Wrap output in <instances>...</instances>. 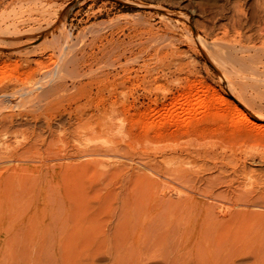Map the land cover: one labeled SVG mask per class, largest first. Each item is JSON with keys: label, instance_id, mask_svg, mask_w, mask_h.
I'll return each mask as SVG.
<instances>
[{"label": "rangeland", "instance_id": "374dc122", "mask_svg": "<svg viewBox=\"0 0 264 264\" xmlns=\"http://www.w3.org/2000/svg\"><path fill=\"white\" fill-rule=\"evenodd\" d=\"M263 10L0 0V29L12 26L0 30V194L47 210L4 235L0 264H264V133L252 126L264 115ZM196 146L212 150L188 154ZM236 174L261 192L251 210L207 208ZM165 178L179 188L167 198L139 183Z\"/></svg>", "mask_w": 264, "mask_h": 264}, {"label": "bare ground", "instance_id": "6f19581e", "mask_svg": "<svg viewBox=\"0 0 264 264\" xmlns=\"http://www.w3.org/2000/svg\"><path fill=\"white\" fill-rule=\"evenodd\" d=\"M264 11V10H263ZM258 14V13H257ZM264 14V12H263ZM259 15V14H258ZM7 25V24H6ZM10 25V24H9ZM7 27H12V26H8ZM7 27L5 28V30L7 29ZM16 28V26H13ZM1 30V29H0ZM3 31H5L4 29H2ZM1 30V31H2ZM8 30V29H7ZM6 30V31H7ZM12 30V29H11ZM11 30L9 32H11ZM17 30V29H14V31ZM264 30V29H263ZM2 31V33H3ZM13 31V30H12ZM8 32V34H9ZM16 32V31H15ZM7 33V32H6ZM5 33V34H6ZM14 33V32H13ZM261 33H263L261 31ZM4 34V33H3ZM256 70V69H255ZM255 73V72H254ZM256 74H257V70H256ZM255 74V75H256ZM264 76V74H263ZM259 77V76H258ZM241 94V92H240ZM243 96V95H242ZM240 96V97H242ZM214 97V96H212ZM239 97V96H238ZM243 98H245L243 96ZM242 98V99H243ZM225 101L223 102H220V106H223L225 105ZM238 110V113H239V118L240 119H243V120H250L251 121V113L246 111L245 109H242V108H237ZM117 112V110L115 109H110L107 113H106V118H105V122L107 123H112L114 117H115V113ZM254 130H256V133H259V134H263L264 133V115H260V116H257V118L254 120L253 124H252ZM264 135V134H263ZM205 147V146H204ZM212 150V149H211ZM209 148L205 147V148H202L201 146H196L194 147V149H189L187 152L188 154L192 155V154H196V155H201V156H207L210 151H211ZM165 158V157H164ZM264 158V157H263ZM166 159V158H165ZM169 161V160H168ZM173 172L175 173V176L178 175V176H181L182 178H184L185 181L187 182H194L193 181V176H192V173L189 172L188 170H184L182 168H175L173 170ZM241 174V173H240ZM202 176V175H201ZM204 176V175H203ZM202 176V178H203ZM228 176V175H227ZM205 177V176H204ZM233 177V176H232ZM197 178V176H196ZM199 178V176H198ZM201 178V177H200ZM201 178V179H202ZM229 177V180H228V188H227V193H226V196H225V193L224 191L226 192V190L224 189L223 191V194L221 195H218L220 196V199H221V196L222 198H224L223 200L221 199V201H216V200H211V198L214 196L213 195V191L214 190H210L209 191V197H210V200L211 202H209V205H207L208 203H206L207 205V208L208 206L209 207H213V208H220L221 211H228L230 212L231 214H236V213H244V212H249L251 210V207L253 205H255V202L257 201L258 197L260 196V193L258 191V189H254V188H242L241 186V182L239 177L234 175L233 178ZM205 179L208 181V179L205 177ZM204 179V180H205ZM172 180V179H171ZM169 180V181H171ZM195 180V178H194ZM197 180V179H196ZM212 180V179H211ZM236 180V181H235ZM165 179H159V180H147V179H144L142 181H139L140 184H142L141 186H146L147 188H144V189H147L149 191L152 192V194L155 196H166V198L169 196V194L172 193V191H175V189H179L177 188L176 185L172 184L173 182H169ZM202 182H204L203 180H201ZM211 182V181H210ZM236 182V183H235ZM238 182V183H237ZM201 183V182H200ZM188 184V183H186ZM193 185H190L188 184L189 186H191V189L194 187V184L195 183H192ZM237 184V186L235 185ZM180 185V184H179ZM185 185V184H184ZM196 186V185H195ZM199 186V184H198ZM186 187H188L186 185ZM183 188L185 190H181L183 192H185V194L188 196L187 197V200L185 201L186 204L184 203V205L188 206H192V205H195V203L192 201V200H189L191 198L190 195V191H189V188H185L183 186ZM194 188H197V187H194ZM181 189V188H180ZM190 189V190H191ZM198 189V188H197ZM195 189V190H197ZM193 191V189L191 190V192ZM194 192V191H193ZM207 192V191H206ZM204 193V192H203ZM202 193V194H203ZM176 195V194H174ZM195 195V194H194ZM197 195V194H196ZM195 195V196H196ZM204 195V194H203ZM181 196V195H180ZM217 196V195H216ZM225 196V197H224ZM174 197V196H173ZM20 197H13L9 191L7 192H1L0 194V240L4 237V235L8 232H17V231H20V229H24L25 227H30L31 224L33 225L34 221L37 219L39 221V223L42 224V222H44V220L46 219V213L45 211L47 210H42L40 213H37L39 214L38 215V218H36L37 214L35 215V213L33 214L31 211H25L23 212L21 210V198L19 199ZM216 199V198H215ZM184 200V199H183ZM189 200V201H188ZM173 201H175L173 199ZM173 201H170L169 203H174ZM177 202V201H176ZM182 203V202H181ZM202 203V202H201ZM179 203L176 204V206L178 205ZM197 204V203H196ZM204 202L202 203L201 206H203ZM44 205V204H43ZM183 205V204H182ZM180 205V206H182ZM199 205V204H198ZM185 206V207H186ZM45 207V205H44ZM47 207V206H46ZM196 207V205H195ZM32 210V209H31ZM218 210V209H217ZM44 213V214H43ZM42 221V222H41ZM36 222V221H35ZM48 223V222H47ZM37 224V223H36ZM49 226V224H48ZM44 227V226H43ZM48 228V227H47ZM33 229V228H32ZM47 230V229H46ZM28 231H29V228H28ZM44 232V231H43ZM48 232V230H47ZM23 233V232H22ZM21 233V234H22ZM12 235V234H11ZM10 235V236H11ZM6 236V235H5ZM46 237V236H45ZM47 239H45L46 241ZM4 245H5V242H4ZM185 261V260H184ZM205 261V260H203ZM180 262V260H179ZM183 263V262H182ZM196 263L199 264V261ZM201 263V262H200ZM204 263V262H203ZM207 263V262H206ZM186 264V262L184 263ZM228 264H237L235 260H232L231 262L229 261Z\"/></svg>", "mask_w": 264, "mask_h": 264}]
</instances>
